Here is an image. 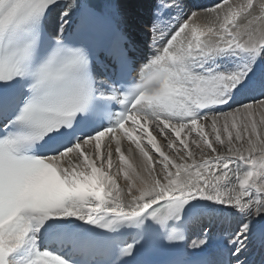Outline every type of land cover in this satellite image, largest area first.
<instances>
[{
  "label": "snow or ice",
  "instance_id": "6c2138e0",
  "mask_svg": "<svg viewBox=\"0 0 264 264\" xmlns=\"http://www.w3.org/2000/svg\"><path fill=\"white\" fill-rule=\"evenodd\" d=\"M54 6L62 8L57 34L44 43L36 36L21 42ZM181 7L179 0L159 4L152 30L160 33L161 47L136 67L119 30L96 47L65 37L73 11L95 15L87 0H0V264H12L11 254L25 244L31 245L25 264H76L40 248L48 221L61 222L63 247L71 250L84 238L77 220L111 231L114 221L101 224L100 213L130 219L167 201L151 213L163 227L196 198L264 212V92L234 100L252 61L229 71L198 63L239 50L264 53V0H214L170 17L176 23L161 32V9ZM96 64L107 78L95 75ZM102 97L123 109L113 115L114 105ZM125 140L130 155L138 150L139 171H124L113 159L120 154L123 161ZM235 161L248 170L238 188L222 189ZM249 186L260 198L248 199ZM247 229L241 225L233 238L236 253ZM133 250L134 244H115L111 264H121Z\"/></svg>",
  "mask_w": 264,
  "mask_h": 264
},
{
  "label": "bare ground",
  "instance_id": "6f19581e",
  "mask_svg": "<svg viewBox=\"0 0 264 264\" xmlns=\"http://www.w3.org/2000/svg\"><path fill=\"white\" fill-rule=\"evenodd\" d=\"M180 2H182V0H179ZM186 4H191L192 0H183ZM149 2L150 0H120V13L123 15L124 20L128 23H130V26L134 29V34L136 35V38H138L139 43L146 47L147 46V35L149 33V27H151L152 24L146 26V21L148 18V11L147 8L149 6ZM182 10V7L180 8ZM62 10V8L60 7L59 9L55 10L52 14V17L50 19L51 21V29L56 31H58L59 29V25H60V11ZM174 10V9H172ZM142 11V12H139ZM157 11V10H156ZM77 11H73L70 16V20H69V24L66 26V30H68L71 26L72 23L75 24L77 21V16L78 14L76 13ZM169 15V12L167 14H165L164 16L161 15V23L158 25V27L160 28L161 32H165L166 29L163 26V24H165L166 22V16ZM155 18H156V13H155ZM205 21L202 20L201 23L203 24ZM176 23V22H175ZM65 30V31H66ZM159 34L158 36H156L154 39L158 42V38H159ZM160 45L158 44L157 47H153L151 45V49L154 48H159ZM140 48V47H139ZM139 52L140 49H138ZM262 58L260 57V54H254L253 53V57H255V59L257 61H262L264 60V53H261ZM199 64L204 65L207 63H211V64H215L217 63V56H206L201 58L198 61ZM208 69L213 70L212 67H209ZM264 86L259 88V89H255L254 90V94L259 93V91L263 90ZM238 98H242L243 95H238ZM236 101H238L236 99ZM130 127V124L126 125ZM134 135H138V134H134ZM153 135L155 136L157 143L163 148V142L161 140L160 136H156L155 133H153ZM183 135V133H182ZM107 139V136H105L104 138H102L101 143L103 144L104 141ZM191 139V138H188ZM125 144V143H124ZM143 144L146 147V150H148L151 146L147 144V137L145 136L143 139ZM123 145V144H122ZM121 145V147H122ZM127 146H123L122 147V153L124 156L123 161L121 160H117V157H113L114 161L118 162L121 161V165L124 167V171H129V166H131L132 169H135L136 171H139V169L136 167V159L135 156L139 155L138 150L136 153L130 155L127 151H125L124 149ZM133 148H135V145H132ZM166 151V150H165ZM167 152V151H166ZM155 153V149H151L150 154ZM146 159V158H144ZM248 170L247 166L240 161H235L232 166H231V174L230 176L226 179V181L223 182L222 185V189H232V188H238V180L239 177L241 175H243L244 172H246ZM123 179H124V174L123 172H121V180L118 181V185H120L121 187L123 186ZM247 191L249 193L248 199L249 200H254V199H258L260 198V193L256 192V190L249 186L247 188ZM193 201H196L199 203V215L200 218H207L210 217L211 220L214 218V222L219 223L218 222V217L219 218H223L224 217L227 219L225 220L226 222L228 221V219H230L232 221V227H236L238 226V230L236 231L239 232L241 230V225L247 223L248 224V229L247 231L244 233V245L243 247H241L240 251L238 253L235 252V248H231L230 250L233 252V254L235 253V260H236V264H237V258L239 259L238 261L241 263L243 259H245L247 257V254L251 253V246L253 244L257 245L259 242L261 245L264 246V242H262V239L264 238V212H261L259 214H255L254 210L252 208H249L247 210L244 211H240L238 210L236 207L234 206H225L223 204L214 202V201H209L207 199L204 198H196V199H192ZM111 213H100L99 215H108ZM50 222H54V221H48L46 223V225ZM58 223H61L59 221H55ZM77 226H82V225H87L84 224L81 221H76L75 222ZM214 235V236H213ZM210 236L219 239L220 237H216L215 234H210ZM192 244V248L193 249H197V245L196 244H200L196 241V239L194 238L193 241L191 242ZM206 245H208V243H206ZM250 262V258L245 261V263L243 264H248Z\"/></svg>",
  "mask_w": 264,
  "mask_h": 264
},
{
  "label": "rangeland",
  "instance_id": "374dc122",
  "mask_svg": "<svg viewBox=\"0 0 264 264\" xmlns=\"http://www.w3.org/2000/svg\"><path fill=\"white\" fill-rule=\"evenodd\" d=\"M254 2H255V0H254ZM208 7H210V6H208ZM208 7H204V8H208ZM139 12H142V11H139ZM136 134H139V133H136ZM188 138H191V137H188ZM124 143H125V144H124ZM124 143H123L122 147H123V146L125 147V146H127V144H128V142H127L126 140H125ZM122 147H121V148H122ZM163 147H164V144H163ZM165 150L168 151L166 148H165ZM119 155H120V154H115V157H117V160H120V159H119ZM119 163H121V161H119Z\"/></svg>",
  "mask_w": 264,
  "mask_h": 264
}]
</instances>
